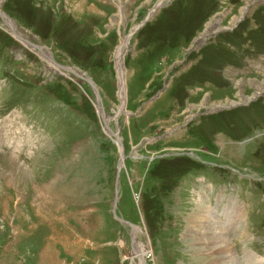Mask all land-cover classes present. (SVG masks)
Here are the masks:
<instances>
[{"label":"rangeland","instance_id":"374dc122","mask_svg":"<svg viewBox=\"0 0 264 264\" xmlns=\"http://www.w3.org/2000/svg\"><path fill=\"white\" fill-rule=\"evenodd\" d=\"M202 206L264 264V0H0V264H211Z\"/></svg>","mask_w":264,"mask_h":264},{"label":"bare ground","instance_id":"6f19581e","mask_svg":"<svg viewBox=\"0 0 264 264\" xmlns=\"http://www.w3.org/2000/svg\"><path fill=\"white\" fill-rule=\"evenodd\" d=\"M3 18L5 19V23H7V26H8V30L11 31L14 35L13 36H17V38H21L22 35L20 34V32L18 31L17 27L14 25V23L9 20L6 16H3ZM23 41H25L26 39H22ZM26 42L28 43V40H26ZM39 54V53H38ZM42 58H46L47 57V54L45 52H41L39 54ZM45 56V57H44ZM50 58V57H49ZM65 71H69L68 69L66 68H63ZM122 75V74H121ZM121 77V80H122V83L124 84V76H120ZM124 86V85H123ZM121 93L123 94V96L125 97L126 95V92L124 90V87H123V90L121 91ZM100 113L102 115V110L100 108ZM103 117V115H102ZM106 120V119H104ZM108 122V120L106 121V123ZM121 149L123 150L122 146H121ZM122 167L120 166V169ZM209 212V211H208ZM208 212L206 211V209L202 206L199 210V213L196 215L198 216L197 218H193V223H200L202 225V229H205V238H207V241L211 243H213L211 245V247H207L208 249H202L204 252L205 251H213V254L216 255V257L213 259V261H209L211 262V264H236L235 263V260H234V256H233V253L231 252V245L230 244H227L224 240L225 238L221 235H217L216 234V231H215V226H214V216L213 215H210V213L208 214ZM235 217L239 218L241 216V214L239 212H236ZM213 219V220H212ZM213 231V232H212ZM215 231V232H214ZM139 233V232H138ZM245 233V232H244ZM245 235V234H244ZM220 246H217L218 243ZM224 244L225 246H222L221 244ZM204 245V244H203ZM216 245V246H214ZM134 254L133 256L138 259V264H143L144 261L146 260L145 259V253H146V248H142V246L139 244V245H136L135 246V249H134ZM209 255H212V254H209ZM209 257V256H208ZM208 262V263H209Z\"/></svg>","mask_w":264,"mask_h":264},{"label":"water","instance_id":"95a60500","mask_svg":"<svg viewBox=\"0 0 264 264\" xmlns=\"http://www.w3.org/2000/svg\"><path fill=\"white\" fill-rule=\"evenodd\" d=\"M147 20H148V19H147ZM147 20H146V21H147ZM146 21H145V22H146ZM141 26H142V25H141ZM103 117H104V116H103ZM107 131H108L109 135L114 136V137L116 138V141L118 142V144H120V145L123 147V144H122L121 140L117 137V135H114V134H113V131H111V130H109V129H108ZM122 158H123V154H122ZM119 164H120V165H118V170H120L121 161L119 162ZM118 176H119V174H118ZM117 197H118V196H117ZM116 202H117V201H116Z\"/></svg>","mask_w":264,"mask_h":264}]
</instances>
